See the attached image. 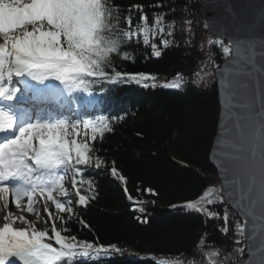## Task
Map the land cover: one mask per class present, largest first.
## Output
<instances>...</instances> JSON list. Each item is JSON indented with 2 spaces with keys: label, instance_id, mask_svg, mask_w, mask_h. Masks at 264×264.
Masks as SVG:
<instances>
[{
  "label": "trees",
  "instance_id": "1",
  "mask_svg": "<svg viewBox=\"0 0 264 264\" xmlns=\"http://www.w3.org/2000/svg\"><path fill=\"white\" fill-rule=\"evenodd\" d=\"M109 5L119 9V19L112 23L127 29L125 19L130 17L134 33L130 43L112 56L114 69L149 74L155 80L148 81V87L126 78L106 81L94 86L98 97L92 101L80 96L64 102L90 108L96 118H109L112 130L90 141V165L78 166L80 174L71 169L76 193L69 197L70 211L58 212L48 201L52 217L42 214L43 229L51 236L55 222L57 229H66L62 234L67 237L97 247L114 246L94 264H158L161 260L210 264L209 259H194L201 248L219 251L212 258L215 264L234 261L243 247V235L236 227L243 225L240 216L223 200L210 205L211 216L184 206L209 186L220 187L209 158L220 114L216 80L197 86L187 83L186 77L213 72L227 56L223 50L227 42L208 37L211 43L203 52L198 39H190V32H178L176 21L198 18L204 12L203 0H109ZM141 17H147L150 27L159 17L163 27V32L149 34L147 44L142 33L136 34ZM192 31L202 37L207 28L198 25ZM153 45L161 52L159 57ZM124 53L126 59L121 58ZM180 79L184 81L180 88L161 84ZM81 195L87 198L86 205L78 203ZM55 196L64 199L58 192Z\"/></svg>",
  "mask_w": 264,
  "mask_h": 264
},
{
  "label": "snow or ice",
  "instance_id": "2",
  "mask_svg": "<svg viewBox=\"0 0 264 264\" xmlns=\"http://www.w3.org/2000/svg\"><path fill=\"white\" fill-rule=\"evenodd\" d=\"M114 19H119V9L111 7L109 0H0V200L7 203L11 193L19 206L27 198V210L33 212L39 195L45 203L52 201L58 212L70 211L54 193L68 195L64 174L69 169L80 174L78 166L90 165V141L102 138L112 128L107 117L72 120L61 106L65 101L71 103L74 97L92 94L95 85L106 81L116 83L126 78L148 87L147 82L155 80L149 74H125L114 69L112 56L119 54L134 35L130 17L125 19L127 29L112 23ZM157 30L163 32L159 17L154 18L152 27L147 17H141L136 34L142 33L147 44L149 34ZM162 43L166 46V41ZM153 48L159 57L161 52L155 45ZM223 50L232 53L231 47ZM260 55L264 57V52ZM127 56L124 53L121 58ZM249 59H255L254 50ZM170 86L179 88L181 82L177 80ZM25 94L47 105L44 111L22 107ZM240 135L243 137V130ZM249 148V159L258 166L259 180L256 175L247 178V193L240 197L238 208L247 220L236 227L244 234L247 225L252 224L249 239L258 241L257 249L264 252V114L255 119ZM236 151L243 153L245 145L238 144ZM241 161L250 166L242 155L229 156L224 162V191L230 199L236 197L235 186L245 180L236 171ZM112 174L116 175L115 168ZM78 203L86 205L87 198L81 195ZM202 203L190 202L188 207L204 211ZM46 211L51 218V211ZM257 216L262 225L259 232L254 226ZM6 220L0 227V264H6L9 258H13L11 264H94L114 248L67 237L62 234L66 229H57L55 222L50 236L48 230H37L24 217L9 213ZM17 220L28 227H14ZM206 255L210 264H215L212 258L219 251ZM158 264L180 262L161 260Z\"/></svg>",
  "mask_w": 264,
  "mask_h": 264
},
{
  "label": "water",
  "instance_id": "3",
  "mask_svg": "<svg viewBox=\"0 0 264 264\" xmlns=\"http://www.w3.org/2000/svg\"><path fill=\"white\" fill-rule=\"evenodd\" d=\"M204 4L209 37L224 40L232 48V53L214 68L220 114L209 158L216 170L224 203L245 225L247 217L238 210L240 197L247 193L249 176L256 175L259 180L258 166L249 159V142L255 131L256 117L264 114V57L260 55L264 52V0H204ZM253 50L255 59H249ZM241 143L245 145V151L238 153L236 146ZM233 155L244 156L250 166L240 162L236 171L245 180L242 185L235 186L236 197L230 199L224 191V162ZM256 220L254 226L259 232L262 225L258 216ZM252 227L248 224L242 234L240 256L225 264H264V252L257 249L258 241L249 239Z\"/></svg>",
  "mask_w": 264,
  "mask_h": 264
},
{
  "label": "rangeland",
  "instance_id": "4",
  "mask_svg": "<svg viewBox=\"0 0 264 264\" xmlns=\"http://www.w3.org/2000/svg\"><path fill=\"white\" fill-rule=\"evenodd\" d=\"M203 5H204V12L201 13L200 16H198V18L191 19V20H188V22L185 21L183 23L181 20H179V21H176V24L178 25V28H177L178 32L188 31L191 33L190 34L191 40H195V39L197 40L198 39L199 50L205 52L211 43L210 39L208 38L209 37L208 31L207 32L205 31L202 37H197L196 34L192 31V30L196 29L198 27V25H201L203 28H207L206 20H205L204 0H203ZM192 35H193V37L191 38ZM0 38H2V37H0ZM213 78H214V70H213V72L207 73L206 71H203V72H201V74L186 77L187 83H193V84H196L197 86H207V85H209V83L212 81ZM181 80L182 79H180L181 85H183L184 81H181ZM172 83H174V82H170V81H162L161 82V84L165 87L175 88V87L170 86ZM83 96L86 99L88 98V94H83ZM65 190L68 193L67 196H69L73 192L72 188H68L66 186H65ZM219 191H221L220 187L218 188L217 185H211L203 192V194L199 198H197L193 201H190V202H197V203H200L201 201H203V203L201 204V207L204 209V211H200V210L188 207V204L190 202L185 203L184 206L187 210L198 211V212H202V213H210V211H209L210 205L223 200V196H222V194L219 193ZM67 201L68 200L65 201V204ZM208 201H211V203H209ZM0 207H1L0 213L4 212L3 217L5 218V222H8L6 220V217L8 216V214L6 212L11 210L12 217H16L18 215L23 216L27 221H31L37 230H41V231L44 230L40 216H41V214L46 212L47 206L43 202V197H40L39 195H37V197L35 199V203L33 205V207L35 209L33 212H29L27 210V199H25V201H22L21 204L19 206H17L14 202V197L11 193H9V199H8L7 203H5L4 200H0ZM5 215H6V217H5ZM17 223H18V220L15 222L14 226H16ZM21 225H22V228L28 227V224H26L24 222H22ZM207 253H209V251L206 248H201L199 250V252L194 255V259L199 260L200 262H204L208 259L207 255H206Z\"/></svg>",
  "mask_w": 264,
  "mask_h": 264
},
{
  "label": "bare ground",
  "instance_id": "5",
  "mask_svg": "<svg viewBox=\"0 0 264 264\" xmlns=\"http://www.w3.org/2000/svg\"><path fill=\"white\" fill-rule=\"evenodd\" d=\"M0 43H3V39L2 38H0ZM69 183V180H68V178H65V183ZM66 187H68V188H70L71 186L70 185H67ZM24 201V200H23ZM0 210H1V207H0ZM4 213V212H3ZM3 213L1 212L0 213V227H2L3 226V224L5 223V218L3 217ZM7 214H9V213H11V210H9L8 212H6ZM5 217H6V215H5ZM16 217H23V216H16ZM22 222L20 221V220H18V223L16 224V226H14V227H16V228H22ZM12 260L13 259H11V261H7L6 262V264H11V262H12ZM176 260V259H175Z\"/></svg>",
  "mask_w": 264,
  "mask_h": 264
}]
</instances>
